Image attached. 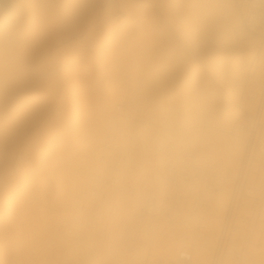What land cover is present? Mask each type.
Returning <instances> with one entry per match:
<instances>
[{
	"label": "bare ground",
	"instance_id": "obj_1",
	"mask_svg": "<svg viewBox=\"0 0 264 264\" xmlns=\"http://www.w3.org/2000/svg\"><path fill=\"white\" fill-rule=\"evenodd\" d=\"M30 1L32 4L30 23H22L19 12L15 11L1 16L2 8L0 5V19L11 16L18 21L17 38L26 36L33 27H36L40 12L43 11V0ZM172 1L179 4L181 0ZM68 2L78 3L82 5L81 7L86 5L90 7L95 3V0H64L61 4ZM20 3L21 0H15V4L19 5ZM120 3L126 9H131L130 4L123 1ZM230 4L236 3L234 0H197L196 4L190 7L188 4L182 3L189 16L194 20L193 24L188 25L187 35L193 36L198 43H201L199 40L201 31L213 30L217 18L221 15L231 16V10L223 7ZM200 5L216 7L199 8ZM151 7L149 0H140L137 5L139 12L144 15ZM61 10L65 13L70 12L69 10ZM133 24L131 21H127L121 28L109 32L115 35L116 40L114 44L112 43V47L105 48L101 53V71L108 75V80L104 82L101 90L97 111L91 115L93 112L91 113L89 109L86 96L82 98L83 104L78 107L79 110H76L74 123H77L82 129L75 132L73 141L82 146L83 156L78 157L73 152V147L63 138L54 142L58 155L75 166V171L71 174L72 177L66 185V191L60 198L61 202L59 204L50 202L53 192L44 177L40 179V184L37 187L40 192H37L36 184L29 182L32 176L30 175L26 176L20 192L9 196L0 210L1 236L6 233V227H4L6 223L16 227L19 221L25 222L24 211L27 207L36 205L40 197L39 202H43L44 206H51L47 213L41 212L36 216L37 227L28 230L25 234L23 233L24 236L21 235L13 248L12 251L16 254L19 264H54L61 252L69 250L79 264L82 261L86 264H106L104 263L106 261L102 262L105 259L103 255L105 251H107L105 254L107 260L110 256H114L117 258V260L115 259L117 264H142L140 252L144 250V245L138 246L139 252H131L126 250L116 237L99 235L95 230L89 228L77 229L67 236L59 233L60 222L63 219L71 220L73 215L79 211L81 203L94 195V173L103 152V142L108 133L117 130L114 124V106L122 98L123 85L138 77L141 78V82L135 106L131 113L120 118L121 121L129 120L128 117H133L135 114L142 120L141 123H134L130 129L129 137L123 143L128 150L124 179L127 181L129 177H140L143 182L151 179L149 190L161 187L163 177L160 172L162 169L158 167L160 162L153 158V154L163 130L167 131L169 135H178L184 124L201 126L202 133L197 163L200 167L223 176V185L216 197L215 208L213 209L214 206H212L209 214H197V220L200 221L202 228L191 237L194 244V261L192 264H209L210 262L212 248L231 190L232 177L244 150V140L233 133L232 127L236 117L243 109L252 110L254 108V101L248 93L260 90L263 84L264 37L251 33L249 29L242 30L240 40L224 50L225 52L223 51L224 53H221L220 57L209 63L211 80L209 77L207 78L201 68L196 67L179 85L180 87L176 88L178 90L170 93L165 90L166 81L168 80L170 83L179 76L176 60L157 62L149 58H136V56L122 53L126 47L128 48L129 43L132 44L136 41L134 39L136 36H141L144 33L143 28H140L138 32L136 31L135 36L134 31H131ZM138 26L137 23L136 27ZM119 83H122V86ZM36 100L37 98L32 96L23 106H19L20 116L28 112L36 113L41 106L36 105ZM125 124L127 123H124V126ZM2 140L0 138V143ZM53 161L50 163H54ZM147 165L149 166L147 167ZM162 165L160 163V167ZM53 169L58 172V167L55 164ZM149 173L152 176L148 179ZM137 187L139 190L141 189L140 198L148 195L149 192L143 191L144 187L138 184ZM146 188L148 189V187ZM140 198H135L136 200L133 201L136 206L133 215L145 201V199ZM124 201L127 202V199ZM59 207V211L55 210ZM100 208L103 209V204H100ZM204 215L211 217L210 220L206 217L208 224L205 222L207 219L205 220ZM101 238L110 240L105 245L103 243L101 245ZM184 241L185 237L181 226L171 228L162 224L160 235L155 240L156 252L166 258L175 259L177 251ZM1 245L0 241V262L3 264L5 262L3 254L6 250ZM37 249L39 252L33 255ZM258 254H260V250ZM114 257L111 259L114 260ZM226 264L237 263L227 261Z\"/></svg>",
	"mask_w": 264,
	"mask_h": 264
},
{
	"label": "rangeland",
	"instance_id": "obj_2",
	"mask_svg": "<svg viewBox=\"0 0 264 264\" xmlns=\"http://www.w3.org/2000/svg\"><path fill=\"white\" fill-rule=\"evenodd\" d=\"M10 1L12 2V11L19 12L21 22L30 23L32 19L31 1L21 0L19 5L15 4V0ZM63 1L43 0V11L40 12L36 27H33L26 36L17 38L18 41L16 40V44L10 52H0V138L3 139L2 144L0 143V210L9 196L20 192L26 176L30 175L32 176L29 182L36 184L35 188L39 186L40 179L44 177L53 192L50 202L55 204L61 202L60 198L66 191V185L72 177L71 174L75 171V166L58 155L54 142L63 138L73 147V152L78 157L83 156L82 146L73 141L75 132L82 129L77 123H74L75 113L76 110H79L78 107L83 104L82 98L85 96L88 99L89 109L91 113L93 112L91 115H94L98 109L101 90L104 82L108 80V75L101 71V53L105 48L112 47L116 40L115 35L110 34L111 31L119 29L127 21H131L134 23L131 26V31H134L135 36L136 31L138 32L140 28H143L144 33L141 36H136L138 38L134 36L136 41L134 40L135 42L132 44L129 43V46L126 45L128 50H123V54L136 56V58H149L157 62L162 60L177 61L179 76L170 83L168 80L166 81L165 90L170 93L178 90L176 88L180 87L179 85L196 67L201 68L207 78L209 77L211 80L209 63L225 52L215 51L194 55L183 46V40L188 37L187 29L194 23V20L189 16L182 3L188 4L190 7L195 5L197 0H181L179 4L172 0H149L152 7L147 12L145 11L147 15L145 12V15L140 13L137 9L140 0H95V3L90 7L86 5L66 13L58 7ZM122 1L130 4L131 9L122 6L120 3ZM5 13L9 12L2 8L1 16ZM137 23L138 27H136ZM190 37L198 43L193 36ZM58 65H63L65 70L54 74ZM119 85L122 86V83ZM32 96L37 98L36 105H41L40 108L36 113L28 112L20 116L19 106H23ZM128 118L129 120L122 121L121 127H124V123H133L135 118L139 119L135 122H142L141 118L135 114ZM164 131L163 133L167 134V131ZM172 135L169 136H180V134ZM51 161L54 163H50ZM162 162H160L161 165H164ZM160 163L158 167L162 169L160 173H163L164 166L160 167ZM54 164L58 167V172L53 169ZM149 174L148 179L152 176L151 173ZM128 180L144 187V192L151 191L149 190L151 179L147 180L148 183L143 182L140 177H129ZM37 189V192H40L39 188ZM137 192L138 197L136 195L129 196L126 198L127 202L121 201L123 205L118 202L116 209L129 215L132 214L136 208L133 201L140 198L141 189H138ZM140 199L144 200L146 197ZM39 200L36 205L29 206L24 211L25 222L19 221L16 227L5 222L6 233L0 236L1 246L6 250L3 254L5 257L3 264H19L16 254L12 251L13 248L21 235L23 237L28 230L37 227L36 216L50 210L51 206H44L43 202H39ZM216 202L215 200L212 205L213 209ZM55 210L59 211L60 207ZM204 217L205 220L211 218L210 215H204ZM70 221L63 219L59 229L69 225ZM205 222L208 224V219ZM134 223L137 224L135 220ZM97 234L101 235L102 233L97 232ZM101 239V245L102 243L105 245L110 240ZM38 252L37 249L33 255ZM106 253L107 251L103 252L105 259L103 258L102 262L117 264L115 263L117 258L113 256V260L112 256H108L107 260ZM259 257L264 259L260 254ZM83 263L86 264L84 261L80 264ZM0 264L2 263L0 262ZM54 264L79 263L76 262L75 256L69 250L61 252Z\"/></svg>",
	"mask_w": 264,
	"mask_h": 264
},
{
	"label": "built area",
	"instance_id": "obj_3",
	"mask_svg": "<svg viewBox=\"0 0 264 264\" xmlns=\"http://www.w3.org/2000/svg\"><path fill=\"white\" fill-rule=\"evenodd\" d=\"M234 1L236 4L246 2ZM249 31L264 37V17H258ZM64 70L63 65H58L54 74ZM140 82L138 77L123 85L122 98L114 106L117 130L108 133L103 142V152L94 173V195L81 203L71 223L59 233L67 236L77 229L89 228L116 237L131 252H139L138 246L144 245L140 252L142 264H192L191 237L202 228L197 214H209L223 185L221 174L197 163L201 127L184 124L179 137L162 133L153 154L155 160L164 162L162 186L148 193L134 215L116 209L118 202L135 196L138 190L136 184L124 179L128 150L123 143L139 119L121 127L120 118L133 110ZM248 94L254 108L243 109L232 127L233 133L244 140V150L232 177L209 264H226L227 261L247 264L261 260L258 253L264 245V80L260 90ZM162 224L182 227L185 241L175 259L156 252L155 240Z\"/></svg>",
	"mask_w": 264,
	"mask_h": 264
},
{
	"label": "clouds",
	"instance_id": "obj_4",
	"mask_svg": "<svg viewBox=\"0 0 264 264\" xmlns=\"http://www.w3.org/2000/svg\"><path fill=\"white\" fill-rule=\"evenodd\" d=\"M78 3L68 2L58 7L63 10L74 11L81 7ZM199 8H212L213 5H200ZM231 10V16L221 15L216 20L213 30H203L199 33L201 43H196L188 36L183 40L185 49L194 55L207 54L215 51H224L240 40L242 30L251 27L258 17H264V0H246L242 4L223 6ZM19 32V23L13 17L0 19V52H10L16 44ZM260 254L264 257V245ZM239 264V262H237ZM247 264H264V259L249 261Z\"/></svg>",
	"mask_w": 264,
	"mask_h": 264
},
{
	"label": "crops",
	"instance_id": "obj_5",
	"mask_svg": "<svg viewBox=\"0 0 264 264\" xmlns=\"http://www.w3.org/2000/svg\"><path fill=\"white\" fill-rule=\"evenodd\" d=\"M0 5L6 12L12 11V2L10 0H0Z\"/></svg>",
	"mask_w": 264,
	"mask_h": 264
}]
</instances>
